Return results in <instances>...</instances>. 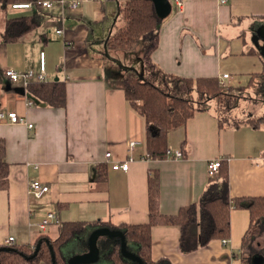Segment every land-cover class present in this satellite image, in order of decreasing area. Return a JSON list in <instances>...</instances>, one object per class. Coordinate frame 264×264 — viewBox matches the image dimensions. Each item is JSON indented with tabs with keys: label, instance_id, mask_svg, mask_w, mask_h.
<instances>
[{
	"label": "crops",
	"instance_id": "1",
	"mask_svg": "<svg viewBox=\"0 0 264 264\" xmlns=\"http://www.w3.org/2000/svg\"><path fill=\"white\" fill-rule=\"evenodd\" d=\"M49 1L51 8L34 4L28 9H12V4L0 7V112H15L33 125L29 129L23 123L0 122L8 166L6 185L0 186V246L9 237L13 245H33L40 236L55 239L62 221L144 224L148 220L147 180L152 171L159 178V211L176 214L181 207L198 201L209 181L207 163L216 158L227 163L232 199L264 197V125L254 128L244 122L220 127L212 107L196 112L184 127L168 133L167 148L180 150L181 158L147 157L145 120L128 105L121 85V71L127 70L105 56L106 41L121 21L120 9L128 0ZM73 2H79L74 9L70 8ZM168 2L171 11L161 19L158 45L151 55L161 71L222 80V75L228 74L227 63L240 46L239 55L246 62L250 58L252 66L258 62V70L247 68L237 86H229L225 80L231 82L241 76L228 74L229 78L222 80L223 87L243 88L245 98L258 96L264 103V92H260L264 87V58L252 45L250 34L252 27L264 26V0H182L180 8ZM34 13H41L39 27L17 42L1 41L8 18ZM254 38L263 44L264 28ZM41 53L44 82L57 78L65 84L62 108L44 105L22 83L10 82L4 76L7 68L38 74ZM28 100L31 106L26 104ZM131 141L137 144L130 152ZM126 161V171L112 168ZM102 173L104 179L99 177ZM32 181L48 186L41 198L28 192ZM49 211L56 213V220L41 228ZM249 222L247 210L232 208L229 239L225 243L211 240L187 254L179 250L178 226H154L151 261L245 264L247 260L251 264L255 254L264 259V247L258 252L242 248ZM78 241L66 247H78ZM132 248L136 250V246ZM76 252H62V257L67 261ZM96 264L112 263L103 257Z\"/></svg>",
	"mask_w": 264,
	"mask_h": 264
},
{
	"label": "trees",
	"instance_id": "2",
	"mask_svg": "<svg viewBox=\"0 0 264 264\" xmlns=\"http://www.w3.org/2000/svg\"><path fill=\"white\" fill-rule=\"evenodd\" d=\"M37 1L0 0V7L4 9L7 5L15 3L35 4ZM120 11L124 23L121 26L114 25L113 33L106 41V50L117 58L118 53L124 55L133 53L138 44L143 42L141 54L136 58L140 68L133 67L136 70L121 71V85L128 105L145 120V147L151 159H165L168 133L184 127L196 112L209 110L210 107L216 110L220 127L244 122L254 128L263 125V116L233 120L235 118L231 115L233 109L237 108L240 100H248V97L245 98L244 94L239 92L243 88L239 90L223 87L217 77L186 78L161 71L151 58L158 45L161 19L156 15L150 0H128ZM40 14H22L8 18L1 34V41L17 42L35 30L42 23ZM26 91L52 108H62L65 105L66 89L60 80L31 82L26 86ZM260 92L262 95L264 87ZM4 157L5 143L0 139L1 187H5L8 174ZM99 177L104 179L103 173ZM159 190L158 174L152 171L147 180L148 220L144 224L113 225L105 221L91 223L62 221L58 225V235L55 239L40 236L33 245L0 246V264H52L51 249L55 264H66L61 247L65 248L71 242L79 240L81 248L74 254L82 252L90 233L88 231H93L99 226L119 230L124 236L127 250L135 254L143 264H169L166 259L151 261L152 227L178 226L179 250L187 254L206 246L211 240L229 239L232 208L247 210L250 215L249 226L242 239L243 249H249L253 240L264 234V197L232 199L229 195L228 168L225 160L221 161L217 174L209 178L198 201L181 207L176 214L163 215L159 211ZM37 244L39 246L34 255ZM100 244L104 248L103 257L112 264H137L121 256L116 237H105ZM135 246L136 250L132 248ZM247 263L246 260L245 264Z\"/></svg>",
	"mask_w": 264,
	"mask_h": 264
},
{
	"label": "built area",
	"instance_id": "3",
	"mask_svg": "<svg viewBox=\"0 0 264 264\" xmlns=\"http://www.w3.org/2000/svg\"><path fill=\"white\" fill-rule=\"evenodd\" d=\"M96 1H103V0H96ZM174 2V4L180 8L182 5V0H171ZM221 2H225L226 0H220ZM52 2L49 0H39L37 1L34 5H36L38 8H51L52 7ZM79 2H73L70 4V8L74 9L78 6ZM33 4L30 3H18V4H12L11 7L12 9H28ZM60 32V31H58ZM39 72L38 74H34L32 71H25V72H18L13 69L7 68L4 70V76L13 83L20 82L24 86H27L29 83H31L32 80L36 81H41L44 82V75H45V67H44V55L43 53L40 54V61H39ZM229 75L228 74H223L222 75V80L228 79ZM220 79V84L221 86H224V82ZM28 106L32 105L31 101H27L26 103ZM7 120L11 124H19L23 123L24 125L27 126V128L31 129L33 125L31 123H27L24 119L18 117V115L15 112H0V122ZM137 144L136 141H131L129 144V151H133L135 145ZM110 156V152L106 153V157ZM166 156L167 158L171 159H179L182 156V153L180 150H171V149H166ZM149 157V155H147ZM131 160V157L129 158ZM222 159L216 158L213 160H210L207 163V175L209 178L215 176L218 172V169L220 167ZM112 168L114 170H123L126 171L128 168V162H123V163H118V164H113ZM48 186L42 184L39 181H32L29 185L28 192L34 196L35 198H41L44 193L48 191ZM56 220V213L54 211H49L46 213L45 217L42 219L40 223V227L43 228L46 225L52 223L53 221ZM13 238L9 237L5 241V245H12L13 243ZM226 241H223L225 243Z\"/></svg>",
	"mask_w": 264,
	"mask_h": 264
},
{
	"label": "water",
	"instance_id": "4",
	"mask_svg": "<svg viewBox=\"0 0 264 264\" xmlns=\"http://www.w3.org/2000/svg\"><path fill=\"white\" fill-rule=\"evenodd\" d=\"M154 6V10L156 15L160 18L163 19L166 17L168 14H170L171 7L170 3L168 0H150ZM263 27H252L250 29V34L252 35L251 37V43L252 45L260 52V55L264 58V43L260 44L259 42L255 41L256 39L254 36L258 35L261 33ZM258 45H261L260 47ZM105 56L108 59H111L120 69L123 70H135L132 67H126L122 65L118 60L112 59L108 52L105 50ZM57 78H55V81ZM102 236H107V237H116L119 241V247H120V253L121 256L127 260L134 261L137 264H143L142 261L133 253L129 252L127 250L126 246V241L124 239L123 234L119 230H111L108 228H97L93 231H91L85 241V249L82 252L78 254H74L71 258H69L66 261V264H96L99 262L100 259H103L104 256V248L98 241L99 237ZM39 244L35 247L34 255L38 249ZM51 252V261L52 264H55V258H54V253L52 249L50 250ZM33 255V256H34ZM32 258V257H30ZM251 264H263L264 259L262 256H259L258 254H255L251 257L250 259Z\"/></svg>",
	"mask_w": 264,
	"mask_h": 264
},
{
	"label": "rangeland",
	"instance_id": "5",
	"mask_svg": "<svg viewBox=\"0 0 264 264\" xmlns=\"http://www.w3.org/2000/svg\"><path fill=\"white\" fill-rule=\"evenodd\" d=\"M123 23H124V17H123V19H121V21L117 25L121 26V25H123ZM238 46H239V44H237V47ZM142 47H143V42H140L133 53H129L126 55H124L122 53H118L117 59L119 60V62L122 65H125V66L128 65V66H130L132 68L134 67L136 69L140 68V63H138L136 58L141 54ZM239 47H238V49L235 50V51H237V53L234 54L230 58V62L227 63V66L225 67V72H227L228 74H238V77L241 76V74H243L247 68H250V70H253V72L258 70V62H256V65H254L255 67L250 64L252 61L250 58H248L247 62H246L244 60V58H242L241 55H239V53H238ZM259 78H260V76H259ZM242 81H243L242 76L240 77L239 80H232L231 82H229L228 80H225V82H227V84L229 86L230 85L231 86H237V84L239 82H242ZM257 81H259V79ZM257 81L255 80V82L253 84L255 85ZM243 84H245V83H243ZM239 92L243 93L244 89H241ZM247 99L248 100L243 101L244 104L240 103V107L238 108V110L233 109L231 115L235 117V118H233L234 121H235V119H237V120L247 119V117H246L247 114H252V115H254L255 118L263 115L262 111H264V103L259 101L260 99L258 98V96L254 97L252 95V97L249 96ZM250 99H254V100H250ZM263 125H264V123H263ZM258 243H260V245ZM263 247H264V234H263V236H259V237L255 238L253 240L252 244L250 245V249H252L253 252H258V250L263 248ZM80 248H81L80 245H78V247H77V245H73L71 247H65V248L61 247V250H62L63 254H67L70 250H74V249L77 250ZM84 250H86V249H84ZM246 252L248 253V252H252V251H249L246 249Z\"/></svg>",
	"mask_w": 264,
	"mask_h": 264
},
{
	"label": "bare ground",
	"instance_id": "6",
	"mask_svg": "<svg viewBox=\"0 0 264 264\" xmlns=\"http://www.w3.org/2000/svg\"><path fill=\"white\" fill-rule=\"evenodd\" d=\"M242 99V98H241ZM262 101V100H261ZM238 103V102H237ZM216 111V110H215ZM220 119V118H219ZM237 120V119H236ZM243 120V119H242ZM248 120V119H247ZM230 122V121H229Z\"/></svg>",
	"mask_w": 264,
	"mask_h": 264
}]
</instances>
